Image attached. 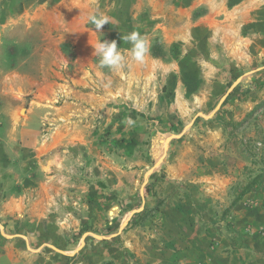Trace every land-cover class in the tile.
Listing matches in <instances>:
<instances>
[{"label":"rangeland","instance_id":"1","mask_svg":"<svg viewBox=\"0 0 264 264\" xmlns=\"http://www.w3.org/2000/svg\"><path fill=\"white\" fill-rule=\"evenodd\" d=\"M263 137L264 0H0L2 264H264Z\"/></svg>","mask_w":264,"mask_h":264},{"label":"clouds","instance_id":"2","mask_svg":"<svg viewBox=\"0 0 264 264\" xmlns=\"http://www.w3.org/2000/svg\"><path fill=\"white\" fill-rule=\"evenodd\" d=\"M89 19L98 33H100L105 24H110V18L103 14L99 16L93 15ZM120 38L131 44L129 50L130 58L138 63H143L150 53V45L147 39L137 31ZM91 46L94 49L93 56L98 58L100 67H107L115 72H119L125 67L126 58L122 55L115 40L109 42L101 39Z\"/></svg>","mask_w":264,"mask_h":264},{"label":"trees","instance_id":"3","mask_svg":"<svg viewBox=\"0 0 264 264\" xmlns=\"http://www.w3.org/2000/svg\"><path fill=\"white\" fill-rule=\"evenodd\" d=\"M264 139V137H263ZM255 142V147L257 146L256 145V142H258V140H254ZM264 143V141H263ZM264 173V169H261V170H257V172L254 174L253 178L251 181H249V183L247 184V186L245 187V189L242 191L241 195L247 193L248 191H250V189H252L254 186H256L258 184V180L259 178L263 175Z\"/></svg>","mask_w":264,"mask_h":264},{"label":"crops","instance_id":"4","mask_svg":"<svg viewBox=\"0 0 264 264\" xmlns=\"http://www.w3.org/2000/svg\"><path fill=\"white\" fill-rule=\"evenodd\" d=\"M11 203H13V204H15L16 205V207L14 206V205H11ZM9 206H12L10 209H8L9 211H11V212H13V213H15V209L17 208V202L16 201H14V200H12L11 202H10V204H9ZM7 210V211H8ZM30 210V212H31V214H33V212H32V210L31 209H29ZM2 255V254H1ZM6 259V262L8 261L9 262V254H8V252L6 253V257H5ZM2 260L0 259V264H2V262H1ZM12 262V261H11Z\"/></svg>","mask_w":264,"mask_h":264}]
</instances>
